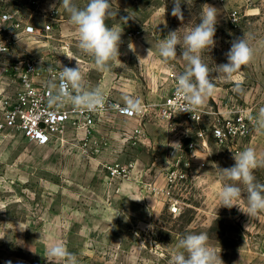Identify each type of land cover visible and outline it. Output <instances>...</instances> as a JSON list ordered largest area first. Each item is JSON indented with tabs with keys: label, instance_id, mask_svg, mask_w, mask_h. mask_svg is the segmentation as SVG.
I'll list each match as a JSON object with an SVG mask.
<instances>
[{
	"label": "rangeland",
	"instance_id": "obj_1",
	"mask_svg": "<svg viewBox=\"0 0 264 264\" xmlns=\"http://www.w3.org/2000/svg\"><path fill=\"white\" fill-rule=\"evenodd\" d=\"M72 2L83 8L88 0ZM109 2L117 15L106 20V25L123 30L119 59H129L121 61L126 67L113 62L109 71L96 69L93 58L79 49L78 34L69 14L60 7L61 0H46L44 15H23L36 24L38 33L22 37L18 50L30 49L31 42L41 44L40 49L57 65L75 68L78 63L84 77L96 80V87L100 80L116 86L115 92H107L113 98H136L133 92L146 94L150 90L153 78L148 71L163 67L151 63L161 57L160 40L180 28L178 35L182 37L200 22L201 6L212 5L218 10L215 46L201 56L213 71L210 78L218 75L215 66L228 62L227 53L237 39L244 36L253 50L252 60L241 69L240 90L235 81L217 80L209 99L214 108L228 110L226 114L232 118L242 115L247 124L245 135L227 141L225 168L234 165L236 148L242 151L252 146L258 153L264 152V129L259 127V114L264 109V0L182 2L183 22L171 15L173 0ZM233 9L240 11L237 20L230 15ZM121 17H130L127 24ZM46 23L54 25L50 32L43 29ZM134 30L140 33L130 36ZM130 41L140 57L146 58L151 48L144 65L128 50ZM181 53L178 45L177 57L166 60L176 69L175 76L187 67ZM127 80L132 81L134 90L120 84ZM117 111L98 112L90 135L84 126L71 121L64 134L49 144H40L13 128L0 133V264H49L45 256L50 242H62L75 254L78 264H170L178 241L190 232H207L223 264H264V213L251 218L236 206H220L219 186L231 181L211 177L192 187L181 159L167 172L164 186H154L152 177H142L127 161L105 162L115 155L132 157L138 149L135 135L141 132L134 134L123 128ZM87 140L90 145L86 148ZM116 163L128 167L127 173L111 175L109 166ZM254 175L264 184V167L257 168ZM238 186L242 188L238 203L243 206L247 194L243 185ZM174 199L181 204L177 211L171 208Z\"/></svg>",
	"mask_w": 264,
	"mask_h": 264
},
{
	"label": "clouds",
	"instance_id": "obj_2",
	"mask_svg": "<svg viewBox=\"0 0 264 264\" xmlns=\"http://www.w3.org/2000/svg\"><path fill=\"white\" fill-rule=\"evenodd\" d=\"M182 2L189 5L191 0H173L174 6L171 11V15L181 22L184 20ZM51 7L56 6L53 4ZM60 7L69 14V22L76 29L79 49L93 58L97 70L109 71L113 62L117 64V67H126L119 59L123 30L114 26L109 28L106 25V20L117 15L111 10L109 0H88L83 8L77 7L72 0H61ZM217 16L218 10L214 6L203 4L199 23L186 30L182 37L178 35L180 28L170 32L158 43L159 55L165 60L177 57L179 45L182 49L180 57L187 62L185 71L176 78L177 98L183 100L186 105L183 106L182 111L192 112L203 106L208 98L214 95L217 80L235 81L236 89L239 91L242 82L241 69L253 58V50L243 36L233 42L227 53L228 62L215 66L214 71L218 75L210 78V73L213 71L203 62L201 56L205 50L209 52L215 46ZM129 18L121 17L120 19L127 24ZM33 30V28L29 29V31ZM128 50L137 55L139 63L152 54L149 48L147 57L141 58L135 44L131 41L128 43ZM0 51L5 50L0 48ZM60 69L57 95L52 98L53 102L57 100L61 103L68 102L77 110L97 111L104 108L103 90L99 87L92 90L86 88L84 74L78 63L75 68L61 66ZM128 104L129 114L139 111L138 102L129 101ZM259 127L264 129V109H261L259 114ZM170 146L175 150L177 147L181 148L179 143H172ZM233 159L235 163L232 167L220 168L213 164V168L221 179L232 182L219 186L217 195L220 206L229 209L236 206L241 212L253 218L259 213H264V184L257 182L254 175L257 168L264 167V152L258 153L254 147L249 146L234 153ZM238 185H243V190L247 194V201L243 206L238 203L242 195V188ZM132 200L140 201L134 198ZM117 215H120V212L115 217ZM148 227L151 229L153 226ZM45 258L49 264H78L75 254L69 252L62 242H50ZM170 264H223V261L220 251L218 252L209 243L207 232H190L178 241L176 249L172 252Z\"/></svg>",
	"mask_w": 264,
	"mask_h": 264
},
{
	"label": "built area",
	"instance_id": "obj_3",
	"mask_svg": "<svg viewBox=\"0 0 264 264\" xmlns=\"http://www.w3.org/2000/svg\"><path fill=\"white\" fill-rule=\"evenodd\" d=\"M23 1L25 3L19 4L15 8L9 7L5 2H0V48L5 50L0 51V133L7 128H13L20 130L31 140L40 144H49L63 135L68 124L73 121L79 126H84L90 135L97 113L101 110H77L71 103H61L58 100L53 102L52 98L57 95L61 66L52 62L43 51L41 54H37L30 49L18 50L22 37L38 33L36 24L23 15L29 13V18H31L33 15H44L45 13L46 0ZM230 15L234 20H237L240 11L233 9ZM53 26L51 23H46L43 29L50 32ZM30 28L34 30L29 31ZM138 33L140 30H134L129 32V35L136 36ZM15 56L20 58L17 62L12 58ZM176 78L177 76H175L172 89L161 103H147L144 107H139V111L129 114V106L114 103L104 95L105 104L102 110L116 108L123 114L133 116L146 114L149 109L156 108L159 116L169 121L174 130L177 129L174 122L179 116L192 122L201 123L206 113L202 107H198L192 112L182 111L183 106L186 105L183 100L177 98ZM246 129V121L242 115H239L226 121L218 119L214 124L213 133L222 143H225L245 135ZM205 131L206 129L199 128L198 134L204 136ZM84 145L86 148L89 147V140ZM193 145L191 143L190 147L193 148ZM235 150L236 152L240 151L239 148ZM109 169L111 175L119 176L126 174L128 167L116 163L109 166ZM173 174L174 171L171 173V180ZM180 207V201L174 199L171 203L172 210L177 211Z\"/></svg>",
	"mask_w": 264,
	"mask_h": 264
},
{
	"label": "crops",
	"instance_id": "obj_4",
	"mask_svg": "<svg viewBox=\"0 0 264 264\" xmlns=\"http://www.w3.org/2000/svg\"><path fill=\"white\" fill-rule=\"evenodd\" d=\"M0 2H5L9 7L15 8L19 0H0ZM29 47L31 51L41 54V44L31 42ZM12 58L16 62L20 59L19 56ZM121 61L127 62L129 59H122ZM145 61L149 60L144 59L140 64L144 65ZM154 61L151 63L163 67L148 71L153 81L149 83L150 90H148L146 94L142 92H133L136 93V98L127 95L123 100H118L116 97L113 98L112 94L107 93L115 92L114 89L116 86L111 84L107 85L106 82L100 80L97 87L103 90L105 96H108L111 100L117 101L124 106H129V101L138 102L139 107H144L150 101L161 103L174 85L176 69L171 67L169 61L167 63L166 60L161 57L155 58ZM141 74L144 75V73ZM84 80L88 90L90 88H97L96 80H92L90 76H85ZM120 84L124 85L126 89L134 90L135 87L132 81L129 82L128 80L121 81ZM136 85L137 88L140 87L139 83ZM209 99L210 97L207 102L201 106L206 112L204 120L201 123H197L189 121L183 116H179L174 122L179 128L178 130H172L169 121L161 119L156 108L149 109L146 114L137 116H130L117 111V119L121 121L123 128H126L132 133L134 132V134L135 131L138 133L137 130L141 132V134L135 135L138 149L132 157L126 158L124 154L119 156L115 155L108 160L106 159L105 162L110 164L116 160L121 163L127 161L128 165L133 167V171H137L142 177H152L154 186H164L167 172L170 169H174L177 162L181 161V159L187 165L185 166L188 173H190V185H192V187L196 184L202 185L208 178L219 177L213 168V164H216L220 168H225L224 148L227 147L229 143H222L214 135L213 128L215 122L218 119L220 120L222 115L223 121L232 119V117L226 114L228 110L226 111L220 107L214 108V105ZM129 120L132 123H129ZM199 128L206 129L204 136L198 134ZM172 143H179L181 148L177 147L175 150L170 146ZM191 143L194 144L193 148L190 147Z\"/></svg>",
	"mask_w": 264,
	"mask_h": 264
}]
</instances>
